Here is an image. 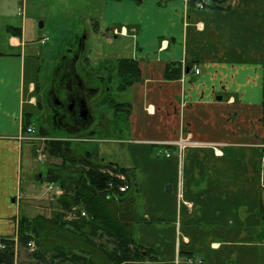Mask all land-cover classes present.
Returning a JSON list of instances; mask_svg holds the SVG:
<instances>
[{
	"label": "crops",
	"instance_id": "1",
	"mask_svg": "<svg viewBox=\"0 0 264 264\" xmlns=\"http://www.w3.org/2000/svg\"><path fill=\"white\" fill-rule=\"evenodd\" d=\"M28 1L0 0V235L13 234L14 240L17 220L22 215L26 216L20 210L21 199H40L37 195L29 197V194L41 191L35 182L44 184L45 192L50 195L57 197L61 192L55 183L38 181L45 180L50 168L46 167L45 176H42V172L36 171L33 164L34 161L42 163L46 155L43 154L46 139L34 137L35 132L44 131H37L32 117L36 114L40 116L37 118H42V112L44 116L48 113L45 111L48 106L42 108L45 102L42 96L49 83L44 87L39 82L41 66L38 56L42 53L39 46L46 45L49 39L46 34H40L34 41L33 22L27 18H31L27 13ZM160 2L142 0L136 4L132 0H106L103 9L104 20L123 29V35H114V38L124 36L135 42L128 58L137 62L140 79L124 90L123 101L130 107L126 123L127 134L131 137L128 142L149 143L152 146L171 142L167 138L184 135L180 129L182 121L196 128L198 136L213 137L210 138L212 141L217 137L238 135L243 130L249 136L258 135L257 122L264 127V0H222L214 4L203 1L194 7H187L184 0ZM198 4L203 7L199 8ZM41 23L39 31L44 28V20ZM45 36L47 41L43 44L41 40ZM90 55L91 51L87 50L85 56L90 64L85 62L83 65L92 68V72L85 82L97 93L89 109L92 102L97 101L102 88L108 93L109 87L104 82L110 79L107 69H103L106 66L109 70L108 64L97 59L99 55L91 56L94 60H90ZM167 64L180 69L179 78L164 79ZM194 67L199 69L198 75L194 74ZM101 105H108V102ZM227 120L233 124V121L240 122V128H230L231 123L228 131H225ZM92 124L88 128L79 127L77 134L88 132ZM28 126L34 128L33 133H26ZM118 144L123 146L125 143ZM186 145L180 151L181 169L188 161L189 168L193 166L197 174L188 172L185 180L174 185L170 181V194L175 189L177 205L180 201L181 207L178 210L179 218L184 217L186 232L197 238L201 250L214 251L221 246L236 248L242 244L243 238H251L252 246H257L255 255L244 257L234 248L232 254L217 255L219 257L208 260V264H264V257L259 251L262 248L264 255V239L258 244L254 237L257 226H254L255 229L251 226L244 229L247 225H241L242 218H249L254 223L257 203L264 205V157H259V149H254L256 146L253 145L243 148L234 146L239 150L232 156V153L224 150L227 144H223L220 150L215 149L217 151L212 145L202 143ZM172 148L178 150L176 146ZM96 152L100 153L98 149ZM240 152H243V157L238 155ZM249 152L253 155H247ZM227 155L243 165L242 176L241 173H238L239 177L231 174L225 176L226 165H221L219 161ZM24 162L31 174L29 182L22 187ZM120 165L131 169L135 180V168L128 163ZM219 168L222 173L218 171ZM235 184L244 186L241 199L236 201L233 200L232 190ZM197 216L202 219L199 220ZM227 216L236 217V220H229L226 224L224 220ZM191 220L196 223H189ZM222 223L225 226L221 227ZM190 224H199L201 229L206 226V230L194 232ZM224 230L228 234L227 240L224 239ZM192 236L184 234L182 243L191 242L194 239ZM208 237L209 240L205 242ZM222 239L224 244L219 241ZM176 251L175 245L172 252L176 256L166 264L177 263L179 258ZM258 251L260 255L257 257ZM161 263L155 261L147 264Z\"/></svg>",
	"mask_w": 264,
	"mask_h": 264
},
{
	"label": "rangeland",
	"instance_id": "2",
	"mask_svg": "<svg viewBox=\"0 0 264 264\" xmlns=\"http://www.w3.org/2000/svg\"><path fill=\"white\" fill-rule=\"evenodd\" d=\"M105 1L106 0L28 1V15L33 18V20L38 19L34 22L31 18L27 17L28 21L30 20L29 22H33L32 30L35 33L34 35H36L34 36V41H37L40 34H46L49 39L46 45L39 46L40 51L42 52L38 56L39 64L41 66L39 76L40 84H44V87L47 86L48 83L50 84L52 71L59 65L62 57L76 48L77 39L83 38L86 46L85 55L87 50H89L92 53V55H90V60L93 59L91 56L97 57L99 55L100 57L97 59L101 61L104 60L106 64H108L107 66L109 67V70L106 66H103V69L105 71L107 69L110 79L107 83L105 81L104 85L111 88L110 93L108 92L107 95L105 93V88H102L99 92L97 101L94 103L92 102L90 112L92 110L94 118L96 119H93L86 127H90L93 123L92 129H90L91 131H82L80 134H77L79 132L72 128L67 130V128H63L62 126L60 127L56 124L54 125L49 115H47L48 113H45L46 115L44 116L42 112V118H37L40 116L33 114L32 122L34 123L37 131L43 130L44 132H35L34 137H44L46 139L44 141L45 144L48 141L61 142V140H63V142L68 143L73 149H75L76 153L78 152L81 156H86L91 160L95 159V162L99 163L101 167L103 166L102 168L106 170L108 174L120 175L124 178V174H122V172L114 173L112 170V167H115L114 165L120 168V164L124 165L125 163H128L132 166V168H135V181L137 185V215L141 218H148V221L140 220L138 222V224L134 227V237L138 244L152 249L153 255L156 257L157 261H161V264H166V262L171 259V250L173 249L172 246L176 245L178 247L177 243L178 241L179 243H182L181 240L184 234L189 235V237H191V235L186 232L188 230L186 222H184V217L181 219L179 218L178 210L179 208L181 209V207H179L180 201L177 205L175 189H172L173 193L171 195L170 192L165 193V186L170 185V181L174 185V183L185 180V176H187L188 172H194L196 174L197 172L194 170L195 168L193 166L189 168V165H187L188 161L185 162L183 169H181V160H179L180 157L178 156L177 149H169L168 153L170 158L166 159L164 158L165 148L163 146H152L149 143L128 142L131 137L127 134L128 129L126 128V123L130 107L123 105V101H125V91H120L119 73L118 67L116 68V66L118 65V59L131 57V48L134 46L135 42L124 36H117L114 38L111 29L116 27L119 31L121 27L120 25H111L104 20L103 9ZM204 1L207 4H214L219 3L222 0ZM56 3L58 4L56 5ZM43 20L44 28L40 30V32L38 26ZM47 37H43V44L47 41ZM160 46H163V41L160 42ZM49 51H51V53H49ZM82 63L86 64L85 61ZM82 66L86 69L85 74L89 77L90 72H92V68L85 67V65ZM107 99L112 101L110 102V105H112L111 107L108 105H101L102 103H105ZM113 102L114 104H112ZM45 105L46 107H49L50 104H45L44 102L42 108L45 109ZM48 107L45 111H49ZM233 122L234 124L231 120H229L228 123H226L225 131H228V126L231 123L230 128L234 126H236V128L239 127L238 123L240 122ZM180 124V129H182L184 135L181 137H169L167 138L168 140L175 142L183 141L184 144H187L188 146L191 143L193 145L201 143L210 146L212 145L214 150H220V147L223 146V144H227L224 150L226 153H232L230 154L232 156L237 154L239 149L235 147L239 146L243 148V146L253 145L254 147L256 146L254 149H261V152L262 149H264L262 148V145H264V127H260L259 121L257 122L259 126L258 135L256 133L257 137L255 135L249 136L245 134V130H235L239 131L238 135H228L221 138L217 137L214 141L210 140V138L213 137H208V139L207 137L198 136V130L193 128L191 125H187L186 122L184 123V121H182ZM119 142H124L125 144L121 146L118 144ZM40 145L42 146L43 144L40 142ZM97 149L100 152L99 154L96 152ZM48 150L49 148L45 145L43 154L46 153V155L42 163L37 161H34L33 163L34 169L36 171L39 170V173L42 172V176H45L44 174L47 168L53 169L54 166L60 162L59 159L52 157ZM216 154L220 155V153ZM242 154L243 152L238 153L239 156H242ZM249 154L253 155V153L250 152L247 155ZM189 158L190 155L187 159ZM105 163H107V165ZM219 163H221V165H226L227 171L225 172V176H227V174H231L235 177H239L238 173H241L240 176H242L244 172L243 165L240 163L238 164L237 159L233 160V158L229 155H227L223 160L220 159ZM215 165L218 166V164ZM218 171L221 172V169L219 168ZM30 174L31 172L28 169L26 162H24L21 180L22 187L29 182L28 178L30 177ZM60 175L61 177H64L63 173H60ZM252 179H254V177ZM165 180L166 182L164 183L163 181ZM35 184L41 191L39 193H35L34 195L29 194V197L37 195L40 199L33 201L31 197L26 199L22 198L21 200L23 201L21 202L22 206L20 209L21 213L31 218L34 215H43L46 218H49L53 213L59 210L55 203L56 196L46 193L44 184L41 185L38 182H35ZM54 187L56 190V185ZM243 188L244 186H240V184L233 185L232 190L234 201L241 199V189L243 190ZM236 189L239 191L236 192ZM75 216V214L72 215L67 212L65 213V218H69L70 220H74L76 218ZM156 217L159 218L160 221L162 220V223H157L152 220L149 221L151 218ZM193 222L195 221H189V223ZM251 225L253 224H250V226ZM189 226L194 227V232H202L206 230L204 228L206 226L202 229L201 226L197 224H190ZM220 226L222 227L225 225L222 223ZM251 227L255 229L254 226ZM224 231L225 236H227L228 234L226 230ZM202 234L205 235V233ZM249 234L251 233H248V235ZM250 236L253 235L251 234ZM100 237L101 238L96 240L97 246L101 244L104 248L108 249V251L111 250L113 244H108L110 240L107 239L105 235ZM205 240V242H207L209 237ZM219 241L221 243H225V241L223 242V239ZM28 243L32 244L28 245ZM241 243L242 246H240L242 248L240 246H236L235 251L243 249L244 257L255 255L257 252V246H252L251 238H243ZM52 246L53 245H49L48 247H39L32 240L28 241L26 245H22V243L18 241L14 250V264H73L71 261L61 258L62 256L59 258L53 256L56 252ZM182 249L186 250L187 248L183 247ZM223 249L227 251L233 250L234 248L221 246L219 249L214 251H207V249H204L197 252L191 250L193 253L191 263L185 262L182 258H179L176 264H198L199 260L203 261L202 264H208V260L214 259L215 256L222 254L221 251ZM259 251L264 257L262 248L259 249ZM259 251V254H256L257 257L260 255ZM130 263L131 262L128 264ZM147 263L148 262H146V264Z\"/></svg>",
	"mask_w": 264,
	"mask_h": 264
},
{
	"label": "trees",
	"instance_id": "3",
	"mask_svg": "<svg viewBox=\"0 0 264 264\" xmlns=\"http://www.w3.org/2000/svg\"><path fill=\"white\" fill-rule=\"evenodd\" d=\"M110 1L118 2L121 0ZM132 1L136 4L142 2V0ZM160 1L163 4L169 0ZM203 1L186 0V5L187 7H194L196 3ZM117 67L120 91L126 90L128 86L140 79V71L135 60L131 58L118 59ZM179 77L180 69L167 64L164 79L171 80ZM262 82L264 91V63ZM110 89H108V92H110ZM107 102L111 107L110 102L112 101L107 99ZM123 105L129 107L128 104L124 103ZM26 124L27 121L24 125L26 126ZM46 146L49 148V154L59 159L60 162L53 169H49L45 180L38 181L55 183L59 186L62 192L55 199L56 207L59 210L49 218L43 215H36L32 218L24 215L20 216L16 223V242L20 241L22 245H26L28 241L32 240L39 247L53 245L52 247L56 252L53 256L57 258L62 256L61 258L67 259L73 264H128L129 262H131L130 264H144L157 261L152 249L138 244L134 237V227L140 220L148 221V218H141L137 215V185L132 170L114 165L115 167H112L114 173L122 172L124 174V178L121 179L117 177L118 175L108 174L102 168L103 166L101 167L99 163L95 162V159L91 160L86 156H81L78 152L76 153L75 149L63 140L61 142L48 141ZM165 147L172 148V146ZM259 152V157H264V149H262V152L259 149ZM105 164L107 165V163ZM60 173H63L64 177H61ZM121 186H126L124 192H118ZM258 192L260 194V189ZM234 204L237 205L236 202ZM262 204V202L257 203L254 223H250L249 218H242L241 223L243 226L247 225L244 229H248L250 224H253L251 226H257V231L254 232L256 240L255 238L254 240L258 244L264 239V205ZM197 210L198 207L195 211ZM66 212L72 215L75 214L76 218L74 220L65 218ZM81 213H84V215H81ZM197 217L199 220L202 219L200 216ZM151 220L162 223V220L160 221L157 217L151 218L149 221ZM229 220L234 222L236 217L229 218L227 216L224 221L227 224ZM102 235L110 240H108V244H113L111 250L108 251L101 244L97 246L96 240L101 238ZM13 236V234L0 235V264H14L15 240ZM193 238L187 244L178 243V258H182L184 261L192 260L193 253L191 250L202 251L196 242L197 238ZM224 239L227 240L228 236H224ZM182 246L187 249L183 250ZM172 248L174 249V246ZM173 249L171 250L172 259L174 257ZM233 251L234 249L227 251L223 249L222 254L219 255L225 256L224 254H232ZM237 251L244 254L243 249ZM202 262L200 261L199 264Z\"/></svg>",
	"mask_w": 264,
	"mask_h": 264
},
{
	"label": "flooded vegetation",
	"instance_id": "4",
	"mask_svg": "<svg viewBox=\"0 0 264 264\" xmlns=\"http://www.w3.org/2000/svg\"><path fill=\"white\" fill-rule=\"evenodd\" d=\"M83 38L77 39L76 48L64 55L52 71L51 82L44 94L49 105L48 115L54 125L77 129L88 126L94 119L89 104L97 90L85 82L87 75L82 62H87ZM85 76V77H84Z\"/></svg>",
	"mask_w": 264,
	"mask_h": 264
},
{
	"label": "built area",
	"instance_id": "5",
	"mask_svg": "<svg viewBox=\"0 0 264 264\" xmlns=\"http://www.w3.org/2000/svg\"><path fill=\"white\" fill-rule=\"evenodd\" d=\"M200 8H201V5H200ZM114 32L116 33V31H114ZM193 72H194L195 75H198L199 74V69L196 68V67H194L193 68ZM25 131H26V133L31 134V133L34 132V128L31 127V126H28ZM25 138H27V137H25ZM162 144L178 147V150H179L178 156L180 157V155H181V152L180 151H181V149H182V147L184 145V142L183 141H179V142L171 141V142L162 143ZM164 156H165V158H169L170 157V155H169V153H168L167 150H164ZM125 190H126V186H121V187H119L118 192H124ZM81 215H84V213H81ZM31 244L32 243H28V245H31ZM198 263H200V261H198Z\"/></svg>",
	"mask_w": 264,
	"mask_h": 264
},
{
	"label": "water",
	"instance_id": "6",
	"mask_svg": "<svg viewBox=\"0 0 264 264\" xmlns=\"http://www.w3.org/2000/svg\"><path fill=\"white\" fill-rule=\"evenodd\" d=\"M39 27H42V23H39ZM218 100L220 99V97L217 98ZM165 192H171V185H166L165 186Z\"/></svg>",
	"mask_w": 264,
	"mask_h": 264
}]
</instances>
